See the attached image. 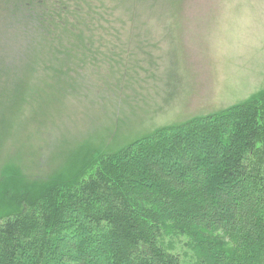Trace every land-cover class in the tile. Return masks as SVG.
Segmentation results:
<instances>
[{"label":"rangeland","instance_id":"374dc122","mask_svg":"<svg viewBox=\"0 0 264 264\" xmlns=\"http://www.w3.org/2000/svg\"><path fill=\"white\" fill-rule=\"evenodd\" d=\"M53 1L24 20L0 6V217L31 183L79 181L93 149L264 97V0H71L77 57L48 39L37 60L36 36L58 19L36 15Z\"/></svg>","mask_w":264,"mask_h":264},{"label":"trees","instance_id":"16d2710c","mask_svg":"<svg viewBox=\"0 0 264 264\" xmlns=\"http://www.w3.org/2000/svg\"><path fill=\"white\" fill-rule=\"evenodd\" d=\"M33 3L4 0L2 8L24 20ZM78 6L54 0L36 15L41 26L58 19L36 36L37 60L64 39L71 47L62 57H77L81 37L66 26L79 23ZM261 95L110 152L93 149L98 157L79 181L31 183L17 209L0 217V264H264ZM0 127L1 141L8 120Z\"/></svg>","mask_w":264,"mask_h":264}]
</instances>
